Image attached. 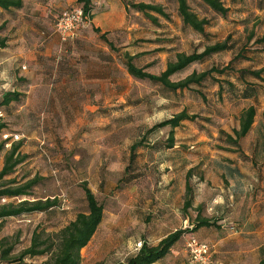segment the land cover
Segmentation results:
<instances>
[{"label": "rangeland", "instance_id": "1", "mask_svg": "<svg viewBox=\"0 0 264 264\" xmlns=\"http://www.w3.org/2000/svg\"><path fill=\"white\" fill-rule=\"evenodd\" d=\"M94 1L96 23L90 19L68 41L53 32L54 25L63 11L80 6L78 1L68 6L64 0H24L22 9H0V23L6 22L3 34L9 39L0 53V60H7L0 63V96L7 90L23 94L20 101L0 105V122L6 124L5 132L22 136L20 151L27 155L6 179L23 183L40 178L32 196L1 202L58 200L47 211L6 218L0 238L15 241L17 253L30 244L35 230L59 232L87 210L81 186L87 182L104 205V218L82 249L81 264H122L143 240L157 244L176 229L192 228L200 204L202 216L217 226L184 234L174 246L176 253L161 258H170L163 264H188L186 243L191 236L211 246L208 264L257 263L264 254L263 85L249 77L258 92L247 99L241 96L244 85L233 75L229 78L236 88L224 83L221 97L212 80L195 90L171 92L131 76L124 54H142L135 62H153L148 70L160 73L176 53L201 51L230 34L232 50L214 54L173 79L223 66L243 47L249 60L235 66L260 68L264 44L248 41V36L252 31L257 37L264 34V0H222L230 8L225 17L191 0L192 10L209 21L204 34L183 24L176 0ZM140 1L160 4L170 19L158 15L157 25L145 14L126 9L128 3ZM114 13L119 24L106 30L113 50L93 26ZM249 105L256 106L257 114L241 148L222 149L227 143L221 131L233 134ZM184 109L210 121H184L175 129L172 148L166 147L169 127L147 134L131 164V145L154 123ZM9 149L0 152V169ZM190 169L194 201L183 211ZM46 258L14 264H42Z\"/></svg>", "mask_w": 264, "mask_h": 264}, {"label": "trees", "instance_id": "2", "mask_svg": "<svg viewBox=\"0 0 264 264\" xmlns=\"http://www.w3.org/2000/svg\"><path fill=\"white\" fill-rule=\"evenodd\" d=\"M80 6L84 9L86 14L92 18L93 4L92 0H77ZM191 0H176L178 6L177 11L182 19L184 25L190 26L193 30L204 34L205 27L209 24L206 18H200L196 12L191 8ZM210 9L220 14L227 16L230 8L224 4L222 0H200ZM24 7V0H0V9L13 10L22 9ZM127 9H134L145 14L152 22L158 25L159 16L165 19H170V14L160 4L149 2H132L127 4ZM159 15V16H158ZM6 27V22L0 23V53L1 50L8 47L9 39L3 34ZM99 32V29H95ZM111 49H116L113 42L106 38V33L101 34ZM232 36L229 34L224 40L216 41L207 44L201 51H193L191 53L178 52L174 60L169 61L164 70L160 73H153L148 70V67L153 65V62L145 66H139L135 62V58L142 55H133L129 52L125 56V68L127 72L136 79L147 80L153 84L159 85L167 91L178 92L184 90H195V87L203 86L207 81L212 80L218 84L219 97L224 91V83L230 88H236V84L230 80V76H235L240 81L244 88L241 90L243 98H253L257 96V87L248 78L258 80L264 89V66L260 68H237V64L241 60H249L246 54V49L243 47L237 52L230 61L223 66H211L202 71L193 70L186 76L178 79H173V76L180 74L188 69L190 66L201 63L206 58L224 51L232 50ZM257 44H264V34L256 36V32H250L248 41L253 40ZM198 93L199 90H197ZM22 93L17 90H7L0 96V105L8 106L12 102L20 101ZM257 109L254 105H249L240 114L239 127L233 129V134L221 131L225 135L227 146L222 147L225 150H239L241 148L240 141L246 137L251 131L256 118ZM264 114V110H263ZM197 119L210 121V118H201L197 113H189L186 109L176 113L170 118L164 119L160 122L154 123L146 132V134L137 142L133 143L130 148L129 160L132 164L137 155V149L144 145L147 139V134L169 127L167 137V148H172L175 145V129L182 125L184 121H196ZM6 129V124L0 122V136ZM22 141L12 144L11 148L7 150L4 159V165L0 169V231L4 225L5 219L9 217H17L32 212L47 211L58 204L56 197L54 198H36L34 200L24 199L18 202L10 200L2 203V199H14L22 196H32V190L40 181L39 177H33L27 181L20 183L15 179H6L11 175L16 167L25 161L27 155L22 154L20 148ZM5 141H0V152L5 150ZM193 170L190 169L186 177V191L184 196L183 211H187L193 206L194 195L193 188L190 182ZM85 198L87 201V210L79 212L75 219L64 226L59 232L50 235L43 231L35 230L31 237L30 244L21 251L15 253V241H10L8 237L0 238V263H21L26 258H33L37 256H47L42 264H81V251L85 248L95 233L104 218V205L101 203L95 193L88 186L87 182L81 184ZM196 223L192 228H179L170 232L163 237L157 244H150L147 240L142 241V245L138 250L130 255L122 264H154L156 261L168 254L173 246L181 240L184 234L196 231L202 227H216L217 223L208 217L202 216V205L197 207ZM255 264H264V254Z\"/></svg>", "mask_w": 264, "mask_h": 264}, {"label": "built area", "instance_id": "3", "mask_svg": "<svg viewBox=\"0 0 264 264\" xmlns=\"http://www.w3.org/2000/svg\"><path fill=\"white\" fill-rule=\"evenodd\" d=\"M90 19L89 14L84 12L81 6L67 9L61 13L58 17L54 30L60 36L62 41H67L69 38H73L77 34V30L85 25ZM0 116L2 113L0 112ZM2 140L5 141V147L11 148L12 144L21 141L22 136L17 133H2ZM6 198L3 199V201ZM142 243L139 244L138 248ZM187 248L189 251L188 264H208L210 262L212 248L207 242L198 240L196 237L191 236L187 240Z\"/></svg>", "mask_w": 264, "mask_h": 264}, {"label": "crops", "instance_id": "4", "mask_svg": "<svg viewBox=\"0 0 264 264\" xmlns=\"http://www.w3.org/2000/svg\"><path fill=\"white\" fill-rule=\"evenodd\" d=\"M74 1H77V0H64V4L65 5H68V6H71V4H73V2ZM94 1V0H93ZM94 3H95V1H94ZM24 4H25V2H24ZM32 4H35V2H33ZM28 9H29V7H28ZM127 9V8H126ZM128 10V9H127ZM93 22L94 21H96V16H94V15H92V19H91ZM101 21H103V22H99V25H97L96 24V26L94 25L93 26V29H94V31H95V29H99L100 31L99 32H97L99 35H100V37H101V34H103V33H106V30H108V29H110V28H112V27H116L118 24H119V20H118V18L117 17H115V13L113 14V15H111V16H109V18L107 19H104V20H101ZM94 23H96V22H94ZM102 28H103V30H102ZM80 29V28H79ZM78 29V30H79ZM105 29V30H104ZM78 30H77V35H78ZM54 33H56L55 32V30L53 31ZM96 32V31H95ZM57 34V33H56ZM58 35V34H57ZM59 36V35H58ZM73 38H75V37H73ZM73 38H69L68 40H70V39H73ZM67 40V41H68ZM109 45V44H108ZM110 47V46H109ZM6 61L7 60H3V61H1L0 60V63L2 64V63H6ZM233 190H234V193H236V190H235V188H233ZM175 246V245H174ZM174 246H173V248L171 249V252L172 253H176V250H174ZM171 256V255H170ZM172 258V257H171ZM170 260V258L168 259H166V260H161L160 259V261L158 260V262H156V263H154V264H163L165 261H169Z\"/></svg>", "mask_w": 264, "mask_h": 264}]
</instances>
